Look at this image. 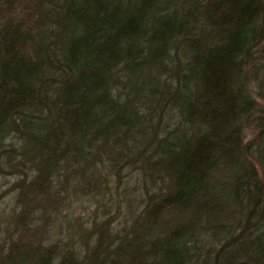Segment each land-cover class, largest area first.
Returning <instances> with one entry per match:
<instances>
[{"label": "trees", "instance_id": "16d2710c", "mask_svg": "<svg viewBox=\"0 0 264 264\" xmlns=\"http://www.w3.org/2000/svg\"><path fill=\"white\" fill-rule=\"evenodd\" d=\"M0 173V264H264V0H0Z\"/></svg>", "mask_w": 264, "mask_h": 264}, {"label": "rangeland", "instance_id": "374dc122", "mask_svg": "<svg viewBox=\"0 0 264 264\" xmlns=\"http://www.w3.org/2000/svg\"><path fill=\"white\" fill-rule=\"evenodd\" d=\"M255 129L253 125H250L245 132V139H249L252 137ZM132 180L131 182H133ZM12 182L11 177H4L0 173V195L4 194V192L7 190L8 185ZM5 190V191H4ZM85 200V199H84ZM84 202V203H83ZM89 202L82 201V199L78 200H72L68 199L66 203L59 208V210L66 208V217H60L57 219V222H54L48 227L50 228L49 230L51 231L48 233L47 236V241L52 242L56 240H60L62 238L67 237L68 233L73 232L75 230V225L78 223V220L80 219L81 216L86 218L89 215L88 207L90 205L88 204ZM13 197L12 193L7 192L2 198H0V236L3 232V229H5L9 224V220L11 218V214H13V210L17 211L16 209H13ZM64 212V211H62ZM64 212V213H65ZM55 215H53L54 217ZM72 225V226H71ZM60 227L62 228L61 233H59ZM86 229L87 227L84 226ZM27 239H32L34 238L32 233L26 234Z\"/></svg>", "mask_w": 264, "mask_h": 264}]
</instances>
